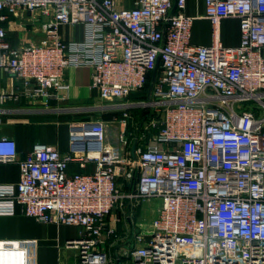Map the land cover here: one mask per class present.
Segmentation results:
<instances>
[{
	"label": "built area",
	"instance_id": "2783aa9c",
	"mask_svg": "<svg viewBox=\"0 0 264 264\" xmlns=\"http://www.w3.org/2000/svg\"><path fill=\"white\" fill-rule=\"evenodd\" d=\"M186 3L0 0V72L14 81L0 105L66 100V72L89 67L108 102L95 110L121 112L117 144L100 117L70 123L67 152L39 143L21 159L0 136V163L21 169L17 184H0V216L78 227L67 242L78 264H264V0H206L211 45L192 42ZM230 17L237 47L219 38ZM37 22L41 38L12 42L13 26ZM63 26H83L84 39L66 40ZM152 200L155 216L141 220ZM26 256V241H0V264Z\"/></svg>",
	"mask_w": 264,
	"mask_h": 264
},
{
	"label": "crops",
	"instance_id": "0c3cea01",
	"mask_svg": "<svg viewBox=\"0 0 264 264\" xmlns=\"http://www.w3.org/2000/svg\"><path fill=\"white\" fill-rule=\"evenodd\" d=\"M136 1L115 0L119 8H133ZM185 13L194 17L192 42L198 45H211L214 30L212 23L205 16L206 0H187ZM6 26L10 27L11 24L6 23ZM218 31L224 46L237 47L240 44L241 35L237 18L223 19ZM60 32L66 40L81 41L85 37L83 26H63ZM30 34H35L32 36L35 40L43 36L40 34L37 36L34 32ZM18 43L19 40L14 42ZM66 81L70 86L67 99L53 101L49 107L29 105L24 100L0 105L9 111L2 116L0 136L15 139L21 159L39 143L67 152L70 149V123L85 118L76 115L85 112L86 107L95 110L94 107L102 105L97 103L98 92L92 88L91 68L69 69L66 72ZM13 85V79L0 72V91ZM91 89L94 95L91 94ZM86 170L90 172L93 167L90 165ZM70 171L74 173L82 169L72 165ZM20 177L21 169L18 162L0 163V184H17ZM79 232L80 229L76 226L41 222L22 214L19 209L16 215L0 216V241H26V264H78V252L68 248L67 242L78 238Z\"/></svg>",
	"mask_w": 264,
	"mask_h": 264
},
{
	"label": "rangeland",
	"instance_id": "374dc122",
	"mask_svg": "<svg viewBox=\"0 0 264 264\" xmlns=\"http://www.w3.org/2000/svg\"><path fill=\"white\" fill-rule=\"evenodd\" d=\"M227 19H235L233 17L227 18ZM25 21L28 22V19H26ZM35 36V34H30L31 32L36 33V35L38 36L43 35V31L41 28V25L39 22H37L36 24H28L27 29H17L16 27H12L11 31H10V36L13 39V41L16 43L18 39V35L21 36ZM13 42V43H14ZM94 90V89H93ZM93 90L91 89L90 92L91 94L94 95ZM95 91V90H94ZM96 92V91H95ZM137 95H133L132 98L133 99H137L139 98L141 95H138V97H136ZM98 97V96H97ZM100 104H108V102H103L101 100H97V103ZM263 112V111H262ZM85 117L82 119H86V118H98L100 117L102 120H104L107 123V128H108V141L111 144H117V133H118V127H119V123L117 122V118L120 119L121 116V112H111V110L108 111H103V109L100 110H95L93 112L91 111H87V112H83L82 114L76 115V117ZM157 205H158V200H152L150 203L147 204V206H145L142 210H141V220L144 221H150L153 216H155L156 212H157Z\"/></svg>",
	"mask_w": 264,
	"mask_h": 264
},
{
	"label": "water",
	"instance_id": "95a60500",
	"mask_svg": "<svg viewBox=\"0 0 264 264\" xmlns=\"http://www.w3.org/2000/svg\"><path fill=\"white\" fill-rule=\"evenodd\" d=\"M157 71H158V65H157L156 69H155L154 72H153L152 80H151V84H150V88H149V92H151L152 89H153L154 82H155V80H156V76H157ZM118 264H120V262H119Z\"/></svg>",
	"mask_w": 264,
	"mask_h": 264
},
{
	"label": "trees",
	"instance_id": "16d2710c",
	"mask_svg": "<svg viewBox=\"0 0 264 264\" xmlns=\"http://www.w3.org/2000/svg\"><path fill=\"white\" fill-rule=\"evenodd\" d=\"M134 95H137L136 97H138V95H141V93L134 94ZM134 113L138 114V115H142L143 114V112L141 110H136Z\"/></svg>",
	"mask_w": 264,
	"mask_h": 264
}]
</instances>
